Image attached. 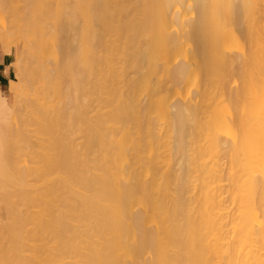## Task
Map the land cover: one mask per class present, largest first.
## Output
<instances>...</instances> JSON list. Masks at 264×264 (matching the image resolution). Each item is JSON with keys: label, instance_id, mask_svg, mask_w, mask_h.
Returning <instances> with one entry per match:
<instances>
[{"label": "bare ground", "instance_id": "bare-ground-1", "mask_svg": "<svg viewBox=\"0 0 264 264\" xmlns=\"http://www.w3.org/2000/svg\"><path fill=\"white\" fill-rule=\"evenodd\" d=\"M0 42V264H264V0H0Z\"/></svg>", "mask_w": 264, "mask_h": 264}, {"label": "crops", "instance_id": "crops-1", "mask_svg": "<svg viewBox=\"0 0 264 264\" xmlns=\"http://www.w3.org/2000/svg\"><path fill=\"white\" fill-rule=\"evenodd\" d=\"M16 72L17 68L13 62L12 53L4 49L0 42V99L10 101V87L17 80Z\"/></svg>", "mask_w": 264, "mask_h": 264}]
</instances>
